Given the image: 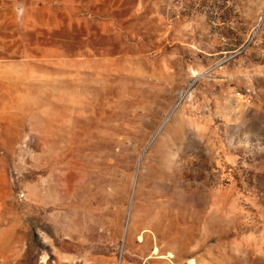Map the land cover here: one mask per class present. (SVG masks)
Returning <instances> with one entry per match:
<instances>
[{"label":"rangeland","instance_id":"obj_1","mask_svg":"<svg viewBox=\"0 0 264 264\" xmlns=\"http://www.w3.org/2000/svg\"><path fill=\"white\" fill-rule=\"evenodd\" d=\"M0 264H264V0H0Z\"/></svg>","mask_w":264,"mask_h":264},{"label":"bare ground","instance_id":"obj_2","mask_svg":"<svg viewBox=\"0 0 264 264\" xmlns=\"http://www.w3.org/2000/svg\"><path fill=\"white\" fill-rule=\"evenodd\" d=\"M68 160V159H67ZM69 164L63 158L62 153L56 152L55 149L51 152V158L49 161V176L51 181V186L45 187L48 190H58L66 194L70 192V187L73 182L78 179V176L75 172H71L68 169ZM34 199L36 202L40 201V193L38 190V178L34 183ZM90 209V205L87 206ZM137 239L139 241L144 239V235L140 234ZM157 247L153 248V251L156 252ZM168 256H172V253L169 252ZM191 261V260H190Z\"/></svg>","mask_w":264,"mask_h":264}]
</instances>
